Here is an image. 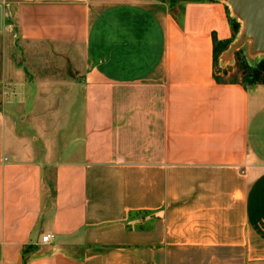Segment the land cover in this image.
I'll list each match as a JSON object with an SVG mask.
<instances>
[{
	"label": "crops",
	"instance_id": "crops-1",
	"mask_svg": "<svg viewBox=\"0 0 264 264\" xmlns=\"http://www.w3.org/2000/svg\"><path fill=\"white\" fill-rule=\"evenodd\" d=\"M230 17L224 0L17 3L19 39L65 63L3 72L0 264H264V83L215 78Z\"/></svg>",
	"mask_w": 264,
	"mask_h": 264
},
{
	"label": "rangeland",
	"instance_id": "rangeland-1",
	"mask_svg": "<svg viewBox=\"0 0 264 264\" xmlns=\"http://www.w3.org/2000/svg\"><path fill=\"white\" fill-rule=\"evenodd\" d=\"M19 1L22 0H0V5L2 8V27L0 29V102L2 100L3 93V72L8 64H11L16 68V65H18L20 61L22 65L25 64L26 66L25 70L27 71V76H31V78L34 79L40 75L43 77H51L52 73L49 72L50 68L55 64L61 66L59 64L65 63L64 60L63 62H59V59L55 58L49 60L47 54H50L52 49L49 46L45 48L34 47L22 42L19 39L17 28L13 22V20H16L17 3ZM167 1H169L171 6L175 8V11L178 12L179 10L182 11L184 4L190 0ZM229 11L231 15L234 16L230 6ZM239 22V32L236 34L232 42L236 40L240 33L245 30L243 21ZM253 42V39L250 37V39H248L247 42L233 54L227 53L231 43L226 48L218 46L219 48L217 49L216 53V70L218 75L223 76L225 79H243L247 85L251 86L252 84H248V78H245V74L239 69L237 61L238 54L236 53L240 51L249 65H257L262 60H264V52L252 48ZM259 119V115L253 114L251 119L252 147L259 146L260 137L261 145L264 146V126L259 131Z\"/></svg>",
	"mask_w": 264,
	"mask_h": 264
},
{
	"label": "water",
	"instance_id": "water-1",
	"mask_svg": "<svg viewBox=\"0 0 264 264\" xmlns=\"http://www.w3.org/2000/svg\"><path fill=\"white\" fill-rule=\"evenodd\" d=\"M233 11V17L243 21L245 30L234 40L227 53L233 54L250 37L252 48L264 52V0H224ZM244 18V19H242ZM2 27V8L0 5V29ZM251 51V50H250Z\"/></svg>",
	"mask_w": 264,
	"mask_h": 264
},
{
	"label": "trees",
	"instance_id": "trees-1",
	"mask_svg": "<svg viewBox=\"0 0 264 264\" xmlns=\"http://www.w3.org/2000/svg\"><path fill=\"white\" fill-rule=\"evenodd\" d=\"M198 1H201V0H198ZM230 22H231V26L233 29V39H234L236 34L239 32L240 22L236 18H232V17H230ZM233 39L226 40V41L221 43L217 39L216 34L214 35L215 59H216L217 49L219 48L218 46L226 48L232 42ZM236 54H238L237 61H238L239 69L241 71H243V73L245 74V78H248L247 79L248 84L264 83V60H262L260 63H258L255 66H251L248 64L245 57L241 54L240 51H238ZM215 78L219 82H224L227 80L233 81V82H239L240 81V82L244 83L245 86L247 85L243 79H238V78L225 79V78H223V76H219L217 74H215Z\"/></svg>",
	"mask_w": 264,
	"mask_h": 264
},
{
	"label": "built area",
	"instance_id": "built-area-1",
	"mask_svg": "<svg viewBox=\"0 0 264 264\" xmlns=\"http://www.w3.org/2000/svg\"><path fill=\"white\" fill-rule=\"evenodd\" d=\"M54 237H55L54 233H47V234L43 235L42 240H43V242H49Z\"/></svg>",
	"mask_w": 264,
	"mask_h": 264
},
{
	"label": "bare ground",
	"instance_id": "bare-ground-1",
	"mask_svg": "<svg viewBox=\"0 0 264 264\" xmlns=\"http://www.w3.org/2000/svg\"><path fill=\"white\" fill-rule=\"evenodd\" d=\"M242 19H244V18H242Z\"/></svg>",
	"mask_w": 264,
	"mask_h": 264
}]
</instances>
